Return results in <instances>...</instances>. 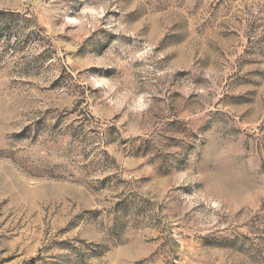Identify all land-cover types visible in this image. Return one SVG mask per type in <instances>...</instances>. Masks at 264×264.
Wrapping results in <instances>:
<instances>
[{
	"label": "rangeland",
	"instance_id": "1",
	"mask_svg": "<svg viewBox=\"0 0 264 264\" xmlns=\"http://www.w3.org/2000/svg\"><path fill=\"white\" fill-rule=\"evenodd\" d=\"M0 264H264V0H0Z\"/></svg>",
	"mask_w": 264,
	"mask_h": 264
}]
</instances>
